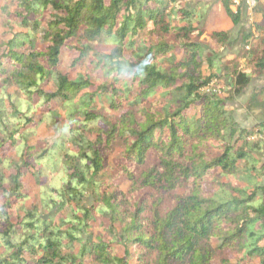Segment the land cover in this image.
I'll use <instances>...</instances> for the list:
<instances>
[{"label": "trees", "instance_id": "obj_1", "mask_svg": "<svg viewBox=\"0 0 264 264\" xmlns=\"http://www.w3.org/2000/svg\"><path fill=\"white\" fill-rule=\"evenodd\" d=\"M231 1L236 27L246 14ZM12 2L0 9L21 31L0 52V264H264V123L241 127L228 106L264 76V2L242 29L243 63L224 67L206 51L230 34L202 39L203 4ZM50 104L61 135L29 144L37 109L55 123ZM248 108L264 112V86ZM27 175L40 196L30 208Z\"/></svg>", "mask_w": 264, "mask_h": 264}, {"label": "rangeland", "instance_id": "obj_2", "mask_svg": "<svg viewBox=\"0 0 264 264\" xmlns=\"http://www.w3.org/2000/svg\"><path fill=\"white\" fill-rule=\"evenodd\" d=\"M256 1L257 5L264 2V0ZM182 2L189 9L195 7L196 5H201V7L202 4L205 5L200 11L203 13V17L198 24V27L204 29L206 32L202 39L207 41V35L213 31H227L230 34V43L221 46L217 54H212L209 51H206L210 58H212L215 63H221L223 67L234 63V61L243 63V59L241 57L243 55V51L239 46L242 29H245L246 25L251 26L253 23L250 22L246 16H244V18L242 17L241 23L234 27L225 15L222 7V0H182ZM2 8H5L8 13L12 11L14 9L12 0H0V9ZM4 16V13H0V52L2 50L1 45L8 42L15 34L21 32L16 26L9 25ZM252 30L254 31V29H251V31ZM75 58L74 54L70 51L62 52L60 71L69 75L70 79H73L79 72V69L73 65ZM204 71L206 76H208L210 69L207 65H205ZM263 86L264 76L254 78L243 95L237 97L233 102L228 103L230 111L241 127L252 129L255 126H258L259 122L264 123V112L248 108V99L252 92ZM15 92V89L11 86H8L6 89V93L9 95H13ZM221 95L224 97L223 94ZM49 109L53 111V119L51 121L55 123L52 125L49 119H46L45 115L48 109H37L33 114V120L34 122L39 123V127L37 129L36 136L29 137V144L44 140L48 145H51L53 141L61 135L60 130H62V126L65 124L63 112L59 110L55 104H50ZM116 158V154L111 155L109 161V165L111 167ZM262 161H264V157H262ZM143 177L144 173L139 170L137 173L138 180L142 181ZM114 183L123 191H126L129 186L128 182L123 178L117 179ZM25 192L27 195L25 206L27 208H30L32 205H39V187L30 175H27L25 179ZM85 201L88 205H91L93 203V195L89 193L86 196Z\"/></svg>", "mask_w": 264, "mask_h": 264}, {"label": "built area", "instance_id": "obj_3", "mask_svg": "<svg viewBox=\"0 0 264 264\" xmlns=\"http://www.w3.org/2000/svg\"><path fill=\"white\" fill-rule=\"evenodd\" d=\"M256 5V0H232L230 4V10L234 13H236L238 10L245 11L246 18H248V20L252 22L253 13L256 8ZM258 137V135H255L253 138Z\"/></svg>", "mask_w": 264, "mask_h": 264}, {"label": "clouds", "instance_id": "obj_4", "mask_svg": "<svg viewBox=\"0 0 264 264\" xmlns=\"http://www.w3.org/2000/svg\"><path fill=\"white\" fill-rule=\"evenodd\" d=\"M142 64L148 66V62L146 60L142 61Z\"/></svg>", "mask_w": 264, "mask_h": 264}]
</instances>
